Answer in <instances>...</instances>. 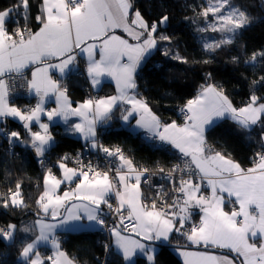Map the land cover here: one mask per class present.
<instances>
[{"label": "snow or ice", "instance_id": "snow-or-ice-1", "mask_svg": "<svg viewBox=\"0 0 264 264\" xmlns=\"http://www.w3.org/2000/svg\"><path fill=\"white\" fill-rule=\"evenodd\" d=\"M216 4L218 6L205 7L202 15L205 18L209 13L214 15L217 23L210 25L212 31L231 34L227 39L215 43L214 47L218 48L231 43L239 30L248 25L252 18L246 16L244 11L233 10L229 0H216ZM225 5H228V9H225ZM29 6V0H21L15 6L17 15L25 20L24 27L19 26V19L11 20L13 9L0 11V135L8 139L10 146L21 140L18 131L9 132L3 127L9 117L18 120L28 130L36 155L42 157L53 137L48 124L40 121V114L45 111L42 107L43 96L52 92L56 95L57 107L47 111L48 120L52 121L57 116H62L65 121L69 115L80 117L83 123L72 126L75 132L80 133L91 148L102 151L108 157H116L121 163L116 168L115 177L110 175L111 169L99 171L91 164L82 165L79 171L69 168L64 162L67 156L58 162L63 171V180L57 178L50 168L47 170L43 177L44 190L36 204L45 217L50 215L56 223L45 222L43 217L35 221L40 234L23 247L20 256L24 264H44L38 251L33 258L34 249L41 241L50 242L56 249L53 256L47 257L52 264H72L65 253L59 250V242L53 233L57 227L77 229L90 227L93 223L104 225L101 205H107L119 216V225L113 226L110 231L116 238V246L122 252L124 264H134L133 257L137 252L146 255L147 264H156V250L143 241L171 242L173 233L184 236L194 245L229 249L243 257L242 264H264V242L259 245L255 243L256 239L264 241V103L260 102L261 98L252 94L249 103L235 108L222 87L205 83L200 86L198 95L189 99L181 109L185 117L182 126L175 121L162 124L147 103L137 98L134 91L130 95L129 90L137 88L134 73L153 50H162L165 57L187 63L184 57L171 51L173 41L167 34L169 17L166 14L149 24L137 10L130 25V0H42V14L35 18L42 26L39 31L32 32L26 23ZM13 26L15 30L10 31ZM117 28H122L137 43L132 44L119 35L110 34ZM214 47L212 44L205 45L206 50H214ZM76 49L88 55L87 74L93 86L99 83V76L107 74L116 80L119 97L88 99L75 108L66 103L67 89L58 87V82L47 74L49 69L55 68L62 77L66 76L77 59ZM96 49L99 50V60L94 57ZM53 57L59 63L36 68L32 72V79L26 82L28 90L40 97L36 106L30 110H22L10 105L7 100L10 85L4 79L5 74H22V70L29 64L46 63ZM125 57L127 62H122ZM232 59L233 62H238L237 57ZM258 59L264 61V52H254L245 63L255 65ZM204 62L208 63L207 60ZM257 83H264V76L259 81H253L254 86ZM62 98L65 101L63 104L60 103ZM118 99L131 105L130 109L124 110L122 119L125 122L130 117L139 115L136 120L138 128L150 133L153 139L158 137L160 141L171 144L183 157H190L191 163L198 170L199 176L196 173L188 179L181 176L178 187L172 173L179 166L162 176L172 183L175 192L179 194L173 197L172 204H168L163 198L160 204H157L156 199H152L149 204L141 189L143 183L151 180V177L145 175L149 170L134 167L133 161L119 147L110 149L98 143L96 123L111 119L112 108ZM223 117H230L245 130L261 125V151L256 154L254 167L245 170L221 152L212 153L211 149H206V133L210 134L216 121ZM33 121L39 124L41 131H32ZM85 167L87 170H84ZM159 172L164 173L165 169L160 167ZM74 178L78 182L73 190L65 191L63 195L56 194L64 181L72 182ZM197 179L201 182L207 179L211 197L201 194L202 183L195 182ZM113 190L118 202L116 206L108 199ZM9 193L10 195L0 198V207L9 209L26 206L21 183L17 182L15 191L10 188ZM223 193H227V198ZM71 200L87 201V205L82 208L74 204L65 207L66 202ZM227 204L238 205V210L233 207L231 212L226 211ZM252 206H255V210H252ZM61 207H65L66 216L60 213ZM191 207H199L203 215L199 224L189 229L186 224L191 215L188 209ZM73 208L77 211L74 212ZM85 220L89 222L88 225L83 223ZM120 226L131 227L132 232L140 239L121 235L118 230ZM15 231L16 225L11 223L6 228H0V239L11 240ZM181 255H198L203 264H235L227 256L186 252ZM185 264L189 262L186 260Z\"/></svg>", "mask_w": 264, "mask_h": 264}, {"label": "trees", "instance_id": "trees-1", "mask_svg": "<svg viewBox=\"0 0 264 264\" xmlns=\"http://www.w3.org/2000/svg\"><path fill=\"white\" fill-rule=\"evenodd\" d=\"M231 2L252 19L248 25L239 30V34L231 43L223 44L218 48L214 45L223 38L218 33L209 32L215 37L212 43L214 50H206L197 29V20L201 18L202 0H131L129 23L134 10L140 11L149 24L155 22L162 14H166L169 17L167 34L173 41L171 51L187 60V63H181L165 57L162 50H153L135 77L136 96L147 103L152 113L161 122L181 123L179 108L195 97L200 91V86L205 83L222 87L228 99L238 98L246 102L250 100L252 94H255L261 98L260 102H264V83L253 85V81H259L260 77L264 76V61L258 59L255 65L245 63L254 52H264V0H231ZM20 3L21 0H0V11L13 9L12 13H16L15 6ZM29 5V14L34 17L37 13V1L29 0ZM17 19L20 21L19 26L24 27V20L17 13L11 17L12 21ZM32 27L36 25L33 24ZM14 29L13 26L10 31ZM233 57H237L238 62H233ZM206 60L208 63L204 62ZM80 61L76 72L62 82L61 88L67 89L66 95L70 100L77 103L110 96L113 89L106 83L97 91L91 90L84 73L83 61ZM23 102L30 105L32 100L29 103L17 100L12 104ZM124 110L125 107H117L111 115L109 124L98 128L100 144L105 147H119L126 157L133 161V164H140L151 171H159L160 167L167 171L174 159L173 152L153 148L145 142L142 135L122 128L120 120ZM3 127L8 131H18L21 140L15 141L12 145L14 155L10 156L6 152V147L9 146L7 139H4V146L0 149V198L8 196L10 188L15 191L16 184L19 182L22 185V196L26 206L9 209L0 207V228L10 223L16 225V231L11 240L0 239V264L17 262L24 264L20 253L23 247L35 237V231L30 227V223L35 219L28 216L13 221L11 216L19 218L29 211L42 213L36 201L44 190L43 177L46 172L37 166L30 151L29 139L21 126L6 121ZM60 130V126L52 127L55 137V144L49 150L52 157L63 154L72 155L83 148V144L78 139L61 134ZM261 131L260 124L245 130L237 124L224 122L207 135L206 148L221 152L240 164L242 168L248 169L254 165L256 154L261 151ZM56 167L52 169L53 174ZM58 237L61 248L68 253L75 264H124L122 256L112 248L105 256V242L97 230L65 231ZM170 241L160 244L156 253V264H182L172 248L175 245L188 247L187 243L181 237H172ZM40 251L48 256V251L44 248ZM44 264H50L49 260L45 259ZM134 264H147V262L138 258Z\"/></svg>", "mask_w": 264, "mask_h": 264}, {"label": "crops", "instance_id": "crops-1", "mask_svg": "<svg viewBox=\"0 0 264 264\" xmlns=\"http://www.w3.org/2000/svg\"><path fill=\"white\" fill-rule=\"evenodd\" d=\"M33 1H37V13L35 14L34 17H31L32 15L29 14V11H28V18H27V26L32 30V32H36V31H39V28L42 26L40 25L37 21H36V16L38 15H41L42 14V0H33ZM130 3H131V0H130ZM7 11V10H5ZM22 11V10H21ZM131 11V9L129 10V12ZM14 14L16 15V13H12L11 17L14 16ZM21 19H23L22 16H20ZM132 19H135V15L132 16ZM24 20V19H23ZM129 22V21H128ZM24 23H25V20H24ZM33 24L36 25V27H32ZM131 25V23H129ZM133 28H136V26L132 25ZM15 30V29H14ZM137 31H140V29L136 28ZM110 34H115V35H119L121 36L122 38L124 39H127L129 41V43H132V44H136L137 41L134 40L131 36H129L126 32H124V30L122 28H117V29H114L112 31V33ZM87 43H92V41H87ZM153 52V51H152ZM75 54L78 55V57H80V59L83 61V65H84V73L86 75V77L88 78V81H89V84H90V88L92 91H97L99 90L103 84H108V85H111L112 89H113V93L110 95V96H105V97H100V98H107V97H111V96H117L119 97L120 96V92L117 91V83H116V80L113 79L111 76L107 75V74H103L101 76H99L97 79L99 80V83L96 84L95 86H93V83H92V80L91 78L88 76L87 74V67H88V55L86 53H80L79 49H76L75 50ZM94 57L95 59L99 60V50L96 49L95 50V53H94ZM148 57V56H147ZM145 61V60H144ZM144 61L141 62V64L138 66L137 68V71L134 73V79L138 73V70L139 68L142 66V64L144 63ZM122 62H127V58H123ZM59 63V60L56 59L55 57L53 58H50L48 61H46V63H39V64H29L26 68H24L22 70V74H16V73H6L5 74V77L4 79L7 80L11 77H14V76H21V77H24L28 80H31L32 79V72L38 68V67H45L46 64H57ZM77 70V66L74 65L72 66V70L70 72H68V74L66 76H61L60 72L58 69H55V68H51L49 69L48 71V76L53 80V81H56L58 82V87H62L63 86V81L66 80V78H68L70 76V74L72 73H75ZM135 92V90H129V94L131 95L132 92ZM32 94V103L30 105H28L27 103L23 102V103H16V104H12L10 103L9 101V104L12 105V106H17L19 107L20 109L22 110H30L32 108H34L37 104V102L40 100V97L36 96V94L33 92H31ZM41 95H43V92L41 93ZM198 95V94H197ZM196 95V96H197ZM195 96V97H196ZM67 97V100H66V103L68 105H71V107L75 108V107H78L80 104H82L84 101L82 102H77V103H73L70 98L66 95ZM195 97H193L192 99H194ZM139 98V97H137ZM99 99V98H97ZM140 99V98H139ZM229 101L232 103L233 107L235 108H241V107H244L247 103L250 102L247 101V102H242L240 101L238 98H235V99H229ZM60 103H65L64 99L62 98ZM261 103H264V102H261ZM186 105V104H185ZM184 105V106H185ZM119 106H122V107H125V109H130L131 108V105L130 104H126V103H123L122 100H117V103L113 106L112 108V112H111V115L112 113L114 112V110L119 107ZM183 106V107H184ZM42 107L43 109L45 110L43 113L40 114V121L42 123H45V124H48L49 126V132L51 133L52 137H53V141L51 144H49L47 147H46V150H50L54 144H55V137H54V134L52 133V127L54 126H60L61 127V130L59 131L61 134H64L66 136H70V137H74L76 139H78L82 144H83V147H89V149H93L91 148V145L89 142H86L84 137L80 134V133H76L74 128L72 127L75 123H83V121L81 120L80 117H77V116H72V115H69L68 116V119L67 121H65V119L62 117V116H57L55 117L52 121H49L48 118H47V111H51L52 109L56 108L57 107V99H56V95L53 94L52 92H49L47 95H44L43 96V103H42ZM182 107V108H183ZM152 112V111H151ZM125 114V113H124ZM139 119V115H134L133 117H130L129 121L128 122H125L122 118L120 120V125L122 128L124 129H128L130 130L131 132L133 133H136V134H140V135H145L146 137H149L150 139H152L153 141H159L165 145H167L169 147V149H171V151L173 152H177V153H180L178 149L174 148L171 144L167 143V142H162L159 140L158 137H156L155 139L151 138V134L146 132L144 129L142 128H138L136 126V120ZM159 119V118H158ZM160 120V119H159ZM7 121H10L12 123H16L18 124L19 126H21V129L24 131V133L26 134V136L28 137L29 139V144H30V148L31 149H34L32 148L31 144H32V140H31V136L28 132L27 129H25L23 127V124L21 122H19L18 120H15L11 117L7 118ZM109 121L110 119L107 121V122H97L96 123V132L98 131V128L100 126H107V124H109ZM161 121V120H160ZM224 122H230V123H234V124H237L236 121L232 120L230 117H223V118H220L216 121V124L210 129V132L216 127L218 126L219 124L221 123H224ZM162 124H165L163 122H161ZM178 125H183L184 124V121H182L181 123L179 122H176ZM168 124V123H167ZM238 125V124H237ZM239 126V125H238ZM163 129L161 128V131ZM32 131L36 132V131H41L40 127H39V124L36 123L35 121L32 122ZM207 135L208 133H206V138H207ZM207 149V148H206ZM45 150V151H46ZM212 151V150H211ZM212 153H214V151H212ZM228 158V157H226ZM189 161L191 163V158L189 157ZM121 163V162H120ZM191 166L195 169V165L191 163ZM69 168H71L70 166H67ZM254 167V165L252 166ZM244 169V168H243ZM247 170V169H245ZM196 175L199 176V173H198V170H196ZM57 176V178L63 180L64 179V175H63V171L59 168V166L57 165L56 169H55V174ZM134 175V174H133ZM185 179H188V178H185ZM76 182H78V179L77 178H74L72 182H68V181H64L60 188L56 190V194L58 195H63V193L65 191H71L75 188V184ZM195 182H198V183H201V181H199L198 179L195 181ZM202 182H204V186L201 187V194L205 195V196H208V197H211V188L210 186L207 184V179L203 180ZM142 189V188H141ZM143 189H142V194H143ZM222 195H224L226 198H227V193H223ZM234 199V198H233ZM66 203H70L68 205V207H70L71 205H77V206H80L81 208L85 205H87V201H79V200H71V201H67ZM106 205H101V208L102 209H105ZM233 207H235L237 210H238V205H232V204H227L226 205V208L225 210L228 211V212H231L233 210ZM63 209V207H61L59 209L60 213H61V210ZM252 210H255V206H252ZM73 211H77L76 208H73ZM177 211H179V209L177 208ZM188 211L191 213L188 221H187V224H186V227L187 228H191L193 225H195V223H198L200 222V218L201 216L203 215V212L201 211V209L199 207H191L188 209ZM43 214V213H42ZM65 216L67 215V213L65 212L64 214ZM49 217H51L49 215ZM238 219H241V218H238ZM37 219H35L34 221H32L30 223V227L33 228V231H35V237L33 240H35V238L40 234V230L39 228L36 226L35 224V221ZM59 220V219H58ZM45 222H48V223H56V221H53V220H45ZM83 223L85 225H88L89 222L87 220L83 221ZM99 227V225L97 224H91L90 227H86V228H77V229H72V228H64V227H57L53 233V235L55 236L56 240L59 242V245H60V248L59 250L60 251H63L65 253V256L72 261V264H75L73 262V260L70 258V256L68 255V253L66 251H64L62 248H61V243L59 241V237L58 235L62 232H65V231H78V230H91V231H95L97 230ZM121 232V235L123 236H131L132 239H137L139 240L140 237L136 236L132 230L130 231H126V232H123L121 230H119ZM172 237H181L183 240H185V242L187 243L186 245L188 247H180V246H176L174 248H172V251L173 253L181 260L182 264H185V261L187 260L189 262V264H203V261L201 259L200 256L198 255H191V256H184V255H181L182 252H186V253H202V254H207V255H213V256H227L228 258L230 259H233L235 261V264H242V261H243V257H240V256H237L235 253H232L229 249H221L219 247H216V246H207L205 247L203 244H199V245H194V244H191L189 241L186 240V238L184 236H181L180 234L178 233H173L171 235V238ZM170 238V239H171ZM32 240V241H33ZM31 241V242H32ZM261 242H264V241H261L260 239H256L255 243L257 245H259ZM143 243L145 244H150V246L152 248H154L156 250V253L160 247V244H163V243H168V242H161V241H153V242H149V241H143ZM44 248L45 250L48 251V256H46L44 254V252H41L40 249ZM111 248L116 252L118 253L120 256H122V252L121 250L116 246V238L114 236H112V241H111ZM208 249H211V250H208ZM38 251L40 253V257L45 261V259H47V257L49 256H53L54 255V252L56 251V249L53 247V245L50 243V242H46V241H41L40 243H38L36 245V248L34 249V252H33V258H35V252ZM45 255V256H44ZM46 257V258H45ZM22 258V257H21ZM123 258V257H122ZM138 258H142L144 259L146 262V255H144L143 253L141 252H137L134 257H133V260H134V263L136 262V260ZM23 259V258H22ZM48 260V259H47ZM50 264H52V262L49 260Z\"/></svg>", "mask_w": 264, "mask_h": 264}, {"label": "built area", "instance_id": "built-area-1", "mask_svg": "<svg viewBox=\"0 0 264 264\" xmlns=\"http://www.w3.org/2000/svg\"><path fill=\"white\" fill-rule=\"evenodd\" d=\"M136 11L137 10H134L133 15H135ZM76 57L77 59L75 61V65L78 66L81 63L80 61L81 59L80 57H78V55H76ZM6 82L10 85V90L7 96V100L10 103H14L17 100H24L28 103L31 102L33 97H32L31 92L28 90L26 86V82H27L26 78L14 76V77L7 79ZM182 107L179 108L178 114L181 116L182 121H184L185 117H184V113L181 111ZM142 137L145 140V142L149 145H152L153 148H158V149H163V150L165 149L169 152H173L169 149L167 145L159 141H156V140L153 141L152 139H150L149 137H146L145 135H143ZM4 139H7V138L4 135H0V149L1 147L4 146V142H3ZM96 139L98 143L100 144L99 131H97ZM107 147H109L110 149L116 148V147H111V146H107ZM6 148H7L6 152L10 156L14 155L15 152H14L12 145L7 146ZM30 151L39 169H42L45 172H47L49 168L51 170L55 168L58 165V162L63 157L67 156V159L64 160V162L66 163L67 166H70L73 169H77L79 171L81 170L82 165L87 166L91 164L96 170H99V171H106L108 169H111L112 171L110 172V175L115 177L116 168L120 162L116 157H108L102 151H98L97 149H89V147H83L82 149H80L79 151L75 152L72 155L63 154V155H59L58 157L57 156L52 157L50 155L49 150H46L42 157H38L36 155L35 149H31ZM173 154H174V159L167 171H165L164 173H160L159 171H151L148 169L149 171L145 173L146 176L151 177V180L149 181V183H143L141 185V188L144 191L142 195L143 197L147 199L149 204L152 199H156L157 204H160L162 202L161 198H163V200H167L168 204H172L173 197L179 195L178 193L175 192L172 183H170L169 180L162 178V176L167 175V173H169L174 167L179 166L178 170L172 173V175L176 178L177 187L179 186V180L181 176H183L184 178H189L193 173H196L195 169L191 166L189 157H183L181 153H177V152H173ZM124 155L126 156L125 153ZM133 165L138 170L145 168L140 164H133ZM84 170H87L86 167L84 168ZM201 183H202V186H204L205 183L204 182H201ZM158 185L162 187H156ZM157 193H160V195L158 196ZM108 199L113 204V206L117 205L118 202L115 196V190H113V192L108 196ZM101 216H102V219L105 221V223L104 225H99V230L105 242V256H106V254H108V250L111 247L112 235H111L110 230L113 228V226L119 225V216L116 213L112 212L107 207V205H106V209L102 211ZM195 225H198V223H195ZM119 228L124 231H129L131 229V227L124 228L123 226H120ZM15 264H20V263L17 262Z\"/></svg>", "mask_w": 264, "mask_h": 264}, {"label": "rangeland", "instance_id": "rangeland-1", "mask_svg": "<svg viewBox=\"0 0 264 264\" xmlns=\"http://www.w3.org/2000/svg\"><path fill=\"white\" fill-rule=\"evenodd\" d=\"M229 3L231 4L233 10H239L231 2V0H229ZM208 6H218V5L216 4V0H202V3H201V14H200L201 18L197 20V29H198L199 38H200V40H201V42L203 43L204 46L206 44H212L215 41V37L210 35L209 32L218 33L220 35V37L223 38V39H227L231 35L230 33H223V32H220V31H212L210 25L217 23V21L215 20L214 15L212 13H209L207 18H205L202 15L203 9L205 7H208ZM225 9H228V5H225ZM201 28H205L207 30L206 31H200Z\"/></svg>", "mask_w": 264, "mask_h": 264}, {"label": "water", "instance_id": "water-1", "mask_svg": "<svg viewBox=\"0 0 264 264\" xmlns=\"http://www.w3.org/2000/svg\"><path fill=\"white\" fill-rule=\"evenodd\" d=\"M70 203H66L65 204V207H68V205H69ZM65 207H63V209L61 210V213L64 215L65 214ZM4 211V210H3ZM4 212H6V211H4ZM28 216H32L34 219H41L42 217H43V219L44 220H52V218L51 217H49V216H44V214H42V213H35V212H33V211H29V212H26V213H24L21 217H19V218H16V217H12L11 216V219L13 220V221H18V220H21V219H23V218H26V217H28ZM57 219H60V217H58Z\"/></svg>", "mask_w": 264, "mask_h": 264}, {"label": "clouds", "instance_id": "clouds-1", "mask_svg": "<svg viewBox=\"0 0 264 264\" xmlns=\"http://www.w3.org/2000/svg\"><path fill=\"white\" fill-rule=\"evenodd\" d=\"M8 195H10V194H8ZM105 209H106V207H105ZM104 209H102V211H103ZM7 227V226H6ZM118 230H121V231H123V232H126V231H124V230H122V229H118ZM97 231H99V233H100V230H99V227H98V229H97ZM112 241V240H111ZM111 248V247H110Z\"/></svg>", "mask_w": 264, "mask_h": 264}]
</instances>
